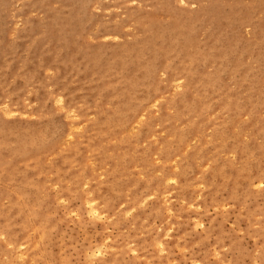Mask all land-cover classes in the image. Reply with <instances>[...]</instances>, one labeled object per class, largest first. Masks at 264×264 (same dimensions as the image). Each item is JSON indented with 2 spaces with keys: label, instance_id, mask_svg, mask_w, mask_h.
<instances>
[{
  "label": "rangeland",
  "instance_id": "1",
  "mask_svg": "<svg viewBox=\"0 0 264 264\" xmlns=\"http://www.w3.org/2000/svg\"><path fill=\"white\" fill-rule=\"evenodd\" d=\"M0 264H264V0H0Z\"/></svg>",
  "mask_w": 264,
  "mask_h": 264
},
{
  "label": "bare ground",
  "instance_id": "2",
  "mask_svg": "<svg viewBox=\"0 0 264 264\" xmlns=\"http://www.w3.org/2000/svg\"><path fill=\"white\" fill-rule=\"evenodd\" d=\"M115 38V37H114ZM8 113V112H7ZM7 113H5V114H7ZM86 204V203H85Z\"/></svg>",
  "mask_w": 264,
  "mask_h": 264
}]
</instances>
